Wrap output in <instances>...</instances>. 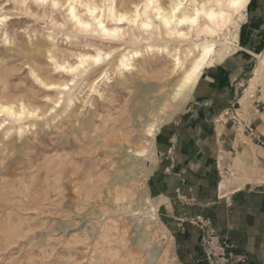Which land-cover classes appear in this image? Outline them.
I'll return each mask as SVG.
<instances>
[{
    "label": "rangeland",
    "instance_id": "1",
    "mask_svg": "<svg viewBox=\"0 0 264 264\" xmlns=\"http://www.w3.org/2000/svg\"><path fill=\"white\" fill-rule=\"evenodd\" d=\"M126 2L129 4L130 0ZM19 5L16 0H0V10L10 15L0 32V98L10 94V98L26 95L33 106L44 107L45 95L55 92L37 84L26 63V52L38 48V43L49 44V33L55 37L57 35L56 42L60 50H78L87 43H97L108 49L111 43L97 36L75 35L70 23L66 27L57 26L55 21L58 19V22L65 21L64 7L42 11L41 8H30L29 2L28 6ZM6 33H9L13 43L6 41ZM239 35L236 52L222 63L207 68L205 72V79L211 78L209 86L218 88L216 94H219L221 100L213 105L218 104L219 109L225 106L229 94L238 93L236 103L231 106L234 117H238L234 119L233 115L227 117L223 113L221 117L215 116L217 120L213 117V121L229 123L235 127V134L244 136L248 126L253 128L251 120L256 119L264 135V126L261 127L264 125V78L251 93H247L264 55V0H251L246 18L241 22ZM47 60V56L40 57V66L46 67ZM167 61L163 53L147 54L143 62L144 71H134L133 75H129V83L125 87L114 67H108H113L110 70L111 83L109 87L102 85V88H106L104 93L107 98L104 100L97 96L93 100L94 107L91 108L89 104L84 107L87 117L94 119L93 124H103L102 117L99 118L100 113L107 120V124L100 130L104 138H97L92 127L88 129L87 138L79 131L78 123L70 127L69 118L65 117L66 113H70L69 109L66 113L52 112L56 118L49 124L40 120L33 125L25 120L26 134L22 138L14 135L11 139L5 137L3 132L0 133V264H185L182 238L174 233V223L167 215L166 208L158 207L160 224H153L148 221V217L128 211L137 206V199L141 196L150 195L152 201L159 203L156 200L159 192L156 179L161 171L158 168L160 159L166 157L163 149L167 147L161 145V141L172 132L168 133L166 129L174 127L181 116L183 136L189 138L196 135L200 124L205 122L202 123V120L208 106L196 104V98L192 96L157 132L155 143L150 149L151 154L145 160L150 173L129 168L132 160L126 157L125 143L133 141L142 129L141 121L134 117L133 105L149 86L153 94L145 104L152 106L150 110H153V106L157 107L159 100L168 91L169 83L176 76L172 74V65ZM49 68L52 77H60L52 67ZM236 68L237 80L231 84L230 74ZM86 86L87 83L81 81L75 91L79 101L87 92ZM155 99H158L157 102ZM147 117L148 113L143 116ZM11 126L19 125L12 123ZM247 149L252 152L257 150L253 143ZM258 149L264 152V147ZM239 150H230L234 158ZM124 160L127 162L123 163ZM234 163L235 159L233 170L229 173L224 171L223 176H231V172L235 171L244 174L241 169L237 170ZM118 170H124L123 178L115 176ZM129 178L130 181L127 180ZM159 187L161 189V185ZM198 227L201 230L199 246L205 252L204 230L200 225ZM145 229H148V234H144ZM154 248L161 250L159 256H151L150 252ZM164 248L169 251L165 252Z\"/></svg>",
    "mask_w": 264,
    "mask_h": 264
},
{
    "label": "bare ground",
    "instance_id": "2",
    "mask_svg": "<svg viewBox=\"0 0 264 264\" xmlns=\"http://www.w3.org/2000/svg\"><path fill=\"white\" fill-rule=\"evenodd\" d=\"M16 1L20 3V5H27L29 2L30 8L34 7L35 10L41 8L42 11H46L47 9L59 10L64 7L66 18L63 19L65 21L58 22V19V21H55L57 26L66 27V25L70 23L71 28L75 30V35L82 34L97 36L101 39L108 40L111 44L108 46V49H104L102 46L97 45V43H87L78 50H60L56 42L57 35L55 37L53 33H49V39L51 38V42H49L50 40L48 41L49 44L41 42L42 44L39 45L38 43V48L35 47L32 52H26L25 55L27 58L26 63L29 64L30 74L34 77L36 82H38L37 84H41L50 92L54 91L55 94L48 93L45 95L44 101H46V103L44 107H42V105L33 106V103L29 101V98L26 97V95L18 98H10V94L8 97L0 98V109H3V111L0 112V133L3 132L2 134L5 137L11 139L14 135H18L19 138H22L23 135L26 134L24 128V124L26 123L24 122L25 120H29L33 125L40 122V120L42 123L49 124L55 121L56 118V115H53L52 112L66 113L67 109H69L70 113H66L65 117L69 118L70 127H74L76 126V123H78V129L83 132L85 138L88 137V129L92 127L96 137H102V135H100V130L107 124V120H105V117L102 116L103 114L100 113L101 116L99 115V118L102 117L103 124H93L94 119L87 117L84 112V107L87 104H89L91 108L94 107L93 100L97 96L104 100L107 98L104 93L106 88H102V85L106 84L108 87L110 86L109 83H111V81L109 80L112 78L110 70L113 67L116 73L122 78L119 80L125 87L128 86L129 75H133L134 71H144L143 62L146 55L149 53L160 52L168 59L167 62L171 63L172 74L176 76L169 83V89L165 96L159 100L157 107L153 106V110H150L152 108L151 105L149 106L145 104L148 99H151V94H153L152 89H149V86L148 89L144 91V95L142 94V96L137 98L138 100H134V117L141 121L142 129L139 131V134H137L139 136H136L133 141L126 142L125 140L127 151L126 157L132 160L129 168L131 170L141 169L140 172H149V168H146L145 160L151 154L150 149L151 146H153L152 144L155 143L157 132L163 124L173 118L175 112L179 108L182 109L188 102L201 75L203 74V71L207 67H211L214 64L224 61L225 58L237 50L241 22L246 18V11L251 3V0H249L244 9L237 12L236 9L230 6L232 0H151V6H146V0H130L129 4L126 0H46L45 3H42L41 0ZM53 3L57 6L53 7ZM177 4L180 5L178 10L176 9ZM82 5H86V7ZM109 8L111 11L108 10ZM1 10L0 32H2L1 30H3V26L8 20V17H10L9 14L4 13ZM197 10L200 11L201 15L197 19L196 24L179 23V20L182 19L184 15L192 17ZM90 13H94V15ZM208 15H211L213 18L208 19ZM31 16L33 15L31 14ZM120 16L124 17L123 23L119 20ZM241 17H243V19H241ZM82 23L91 24V29H82L80 27V24ZM100 25H103V29ZM145 25H148V27H145ZM105 29L109 32L118 29L120 35L116 39L105 38ZM181 31L185 32L184 37L178 35ZM56 33L57 32H55V34ZM8 34L6 35V41L11 44L10 42L13 43V41L9 39ZM120 41L123 43H119ZM29 43L30 42H28V44ZM113 43L114 46L112 45ZM19 45L21 46V44ZM143 46L144 48H142ZM206 51L208 52L207 56L204 55ZM97 53L103 54L104 58L101 60V63L96 64L92 60H85V68L77 69L75 73L70 71L71 68L81 63L82 57H94ZM42 56L48 57L46 67H42V65L40 66L39 64L40 57ZM201 57H204V59L201 62L198 73L192 78L190 91L185 90L187 91V95L182 93L179 97H176L175 82L180 75L181 68L194 65ZM177 58L179 60V65H177ZM110 66L113 67L109 69L108 67ZM49 67H52V70L55 71V73L60 74V77H52L50 75L51 70ZM95 73H98L97 76H95ZM71 77H75V84L69 83ZM262 77L264 78V55L262 56V62L256 69L254 77L252 78L250 89H253L255 84L259 83ZM81 81L87 83L86 88L88 89L83 97L84 100L82 99V101H79L78 93L75 91L78 89ZM65 84H69L67 90L64 88ZM151 87L152 86H150V88ZM81 93L82 91H80V94ZM7 94H9V92H7ZM31 96L32 95L30 94V97ZM130 96H132V93ZM158 99H155V101L157 102ZM29 102H31L30 104H32V106ZM128 103L129 101L127 104ZM57 104L59 105L58 107L56 106ZM48 112H50V114H48ZM146 113H148V117L143 118ZM12 123H18L19 126H11ZM149 131H151V135H149ZM128 140L130 139L128 138ZM122 147L125 146L122 145ZM109 150L111 149L109 148ZM126 162L127 160L123 161V163ZM54 170L57 169L55 168ZM249 170L252 169L249 168ZM124 175V170H118L115 174V176L119 178H123ZM127 180L130 181V178ZM137 201V206L129 208L128 211L134 215H144V218L148 217V221L153 222V224H160V218L158 217L159 203L152 201L150 195L141 196ZM148 233V229H145L144 234ZM168 251L169 249L166 248L165 252ZM160 252V249L154 248L151 250L150 254L152 257H156L157 255L159 256Z\"/></svg>",
    "mask_w": 264,
    "mask_h": 264
},
{
    "label": "crops",
    "instance_id": "3",
    "mask_svg": "<svg viewBox=\"0 0 264 264\" xmlns=\"http://www.w3.org/2000/svg\"><path fill=\"white\" fill-rule=\"evenodd\" d=\"M206 69L193 90L194 94H191L196 98V104L208 106L202 120L205 122L200 124L196 135L188 138L183 136L180 116L174 127L166 129L168 133L172 131L171 135L162 138L161 145L167 147L163 149L166 157L160 159L158 168L161 171L156 179L158 207L166 208L174 223V233L182 238L185 264H210L202 246H199V217L211 222L221 239L229 244L228 251L245 259L239 264H264V152L258 149L264 147V135L256 119L251 120L255 136L248 131L244 136L237 135L231 124L213 121V117H221L227 109L233 110L231 106L236 103L238 93L229 94L221 109L218 104L213 105L221 97L216 94L218 88L209 86L211 78L205 79ZM237 69L230 74L231 84L237 80ZM257 84L247 93H251ZM250 143L254 144L256 151L247 149ZM231 149H240L235 153H239L236 158ZM234 159L237 170L241 169L244 174L235 171L231 176H223L224 171L229 173L233 170Z\"/></svg>",
    "mask_w": 264,
    "mask_h": 264
},
{
    "label": "snow or ice",
    "instance_id": "4",
    "mask_svg": "<svg viewBox=\"0 0 264 264\" xmlns=\"http://www.w3.org/2000/svg\"><path fill=\"white\" fill-rule=\"evenodd\" d=\"M42 3H45L46 0H41ZM249 2V0H232L231 2V7L236 9L237 12L242 11L244 9V7L247 5V3ZM57 5L55 3H53V7H56ZM85 6L86 5H82ZM146 6H151V0H146ZM180 7L179 4L176 5V9L178 10V8ZM109 11H111V9H108ZM92 15H94V13H90ZM201 15L200 11L197 10L195 12V15L192 17H188L187 15H184V17L182 19L179 20L180 24H196L197 19L199 18V16ZM213 17L211 15H208V19H212ZM241 19H243V17H241ZM120 22L123 23L124 22V17L120 16L119 18ZM167 23V21H166ZM80 27L82 29H87L90 30L91 29V24H80ZM100 27L103 29V25H100ZM145 27H148V25H145ZM104 34H105V38H110V39H116L118 38V36L120 35V31L118 29H114L111 32H109L108 30H104ZM179 36L184 37L185 36V32L181 31L178 33ZM210 51V49H209ZM208 52L206 51L204 53L205 56H207ZM110 55V53H109ZM103 54L102 53H97L94 57H82L81 58V63L76 65L75 67L71 68L70 71L75 73L77 71V69L80 68H85V64L84 61L85 60H92L94 61V63L99 64L101 63V60L103 59ZM204 57H201L200 60H197L195 62L194 65H189L188 67H182L180 70V75L177 77L176 82H175V96L179 97L182 93L187 95V91H190V85L192 83V78L193 76L198 73L200 66H201V62L203 61ZM177 65H179V60L177 58ZM86 70V69H85ZM70 84H75L76 83V79L75 77H71ZM69 87V84H65L64 88L65 90H67V88ZM187 90V91H185ZM57 107L59 106L58 104L56 105ZM3 109H0V112H2ZM149 135H151V131H149Z\"/></svg>",
    "mask_w": 264,
    "mask_h": 264
},
{
    "label": "built area",
    "instance_id": "5",
    "mask_svg": "<svg viewBox=\"0 0 264 264\" xmlns=\"http://www.w3.org/2000/svg\"><path fill=\"white\" fill-rule=\"evenodd\" d=\"M230 115H233L234 119L238 117H234L233 110L227 109L224 112V116L230 117ZM247 128L250 135H256L254 128L250 126ZM197 222L204 230L205 253L210 264H239V262L245 261L243 257H237L232 251H228L229 244L227 241L221 239L209 220L199 217Z\"/></svg>",
    "mask_w": 264,
    "mask_h": 264
}]
</instances>
